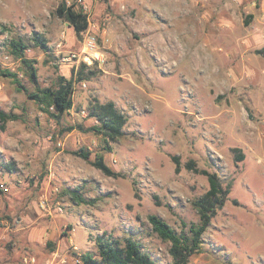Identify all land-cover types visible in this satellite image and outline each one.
Segmentation results:
<instances>
[{
    "label": "rangeland",
    "instance_id": "obj_1",
    "mask_svg": "<svg viewBox=\"0 0 264 264\" xmlns=\"http://www.w3.org/2000/svg\"><path fill=\"white\" fill-rule=\"evenodd\" d=\"M88 1L100 58L90 63L83 34L55 13L60 0H0V69L17 73L28 92L55 87L81 62L96 67L95 77L74 82L58 121L0 74V108L18 115L0 131V264H84L102 233L131 236L168 264L169 243L148 215L177 231L198 222L193 201L208 182L189 160L231 188L188 264H264V0ZM17 37L36 82L9 52ZM95 100L125 114L116 141L89 130ZM96 154L118 175L94 167ZM74 187L90 203L65 194Z\"/></svg>",
    "mask_w": 264,
    "mask_h": 264
},
{
    "label": "trees",
    "instance_id": "obj_2",
    "mask_svg": "<svg viewBox=\"0 0 264 264\" xmlns=\"http://www.w3.org/2000/svg\"><path fill=\"white\" fill-rule=\"evenodd\" d=\"M55 13L72 27L75 35L81 37L83 31L88 27V17L80 8H75L74 4H68L66 0H60ZM1 26V24H0ZM4 26H2V29ZM32 39L35 45L47 47L44 37L33 34ZM10 54L17 58L27 76L36 82V67L34 60L26 57L28 48L22 37L11 38L8 43ZM263 53V50H259ZM0 74L10 77L16 83L18 90H25L27 95L33 98L41 111L58 121L62 115L72 107V92L75 81L90 80L96 76V67H91L81 62L77 69L72 68L70 76L66 77L59 74L56 79L55 87H37L34 91H29L20 82L17 73L8 69H0ZM87 115L94 118L96 122L89 127V130L103 137L104 141H116L123 135V127L126 123L125 114L111 100L105 102L94 101L88 107ZM18 119L14 112L0 108V131H3L10 120ZM75 126H69L66 130H71ZM105 148L109 149V145ZM236 150V149H233ZM76 153V152H75ZM76 154L84 159H88V152L80 150ZM242 159L243 154L238 156ZM175 161V172L179 170L177 157H172ZM91 164L108 176H117L118 172L113 171L100 154L95 155ZM186 167L194 172L204 175L207 178L208 188L197 199L193 201L199 215L198 222L181 221L179 231L174 229L167 221L156 214H149L148 221L151 230L162 241L168 242V254L170 262L168 264H188L190 256L199 253L201 250L202 235L210 225L211 219L217 211L224 205L230 192L231 184L223 185L215 172L206 169H199L193 160H189ZM65 194L74 202L90 203L91 200L85 199L79 189L68 188ZM96 252H85L81 255L84 264H157L152 254L144 250L141 243L131 236H113L102 233L96 236Z\"/></svg>",
    "mask_w": 264,
    "mask_h": 264
},
{
    "label": "built area",
    "instance_id": "obj_3",
    "mask_svg": "<svg viewBox=\"0 0 264 264\" xmlns=\"http://www.w3.org/2000/svg\"><path fill=\"white\" fill-rule=\"evenodd\" d=\"M76 1H77L78 8H80L83 13H86L88 17V27L85 31L82 32L83 34L82 50L84 53H87V52L94 53L92 55H95L94 56L95 58H93V56L91 58V56L89 55H85V57L83 58L84 61L90 63L92 62L93 59H100L98 56V53L96 52L97 50L96 32H95L96 26L93 24L91 25L89 21V14H88L89 7H90L89 1L88 0H76ZM66 2L70 4L67 0ZM2 189L6 191L7 186H2Z\"/></svg>",
    "mask_w": 264,
    "mask_h": 264
}]
</instances>
